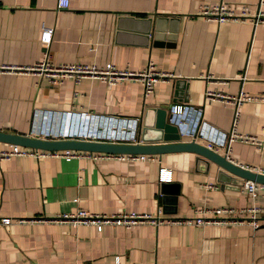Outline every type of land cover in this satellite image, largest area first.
I'll list each match as a JSON object with an SVG mask.
<instances>
[{"label":"crops","instance_id":"crops-1","mask_svg":"<svg viewBox=\"0 0 264 264\" xmlns=\"http://www.w3.org/2000/svg\"><path fill=\"white\" fill-rule=\"evenodd\" d=\"M56 1L0 0V64L39 59L43 48L38 34L45 24L52 28L46 48L53 62L102 66L110 61L116 68L134 70L150 60L165 75L144 94L140 80L129 76L113 82L99 76L77 81L64 77L49 84L34 72L1 71V131L42 137L34 129L45 121L52 126L85 122L69 111L134 117L137 129L143 121L155 127V108L164 107L167 114L169 103L176 101L200 107L194 119L227 132L233 103L204 99V90L264 95V20L202 18L196 9L206 0H68L64 8H57ZM259 7L264 11V0ZM176 77L184 80V87L173 96ZM43 109L52 114L41 116ZM237 111L235 131L255 136L261 145L231 140L227 159L264 172V100H243ZM90 128L105 133L111 125ZM178 134L179 139L207 143L180 126ZM13 145L46 149L0 140V148ZM69 149L90 154L65 159L15 153L0 158V216L11 218L0 223V264H264V217L251 236L245 224L170 220L190 215L198 206L264 205V182L254 180L250 194L241 185L246 177L223 172L214 161L187 150L129 152L145 157L118 158V152ZM217 151L223 153V148ZM160 165L170 168L168 180L157 179ZM80 208L104 214H155L159 208L161 220L104 223L96 229L60 216Z\"/></svg>","mask_w":264,"mask_h":264},{"label":"built area","instance_id":"built-area-1","mask_svg":"<svg viewBox=\"0 0 264 264\" xmlns=\"http://www.w3.org/2000/svg\"><path fill=\"white\" fill-rule=\"evenodd\" d=\"M68 0H57L56 7L64 8L67 6ZM261 0H258L257 5L249 6L244 2H238L237 4L231 5L223 0H206L201 2L196 12L201 15L202 18L212 19L217 22L222 20H234L242 21L249 20L252 23L264 20V11L259 7ZM51 26L41 24L38 40L42 45V55L39 59L33 61L31 64L24 65H13V64H0L1 71H28L34 72L38 75L43 76L46 82L49 84H57L61 82L64 77H72L74 81H77L81 76H99L108 82H113L116 78L122 76H129L138 78L142 85V91L144 94L148 93L152 89L153 83L164 76V72L154 70L152 62L148 60L144 67L140 69H119L114 67L110 61H106L102 66H96L95 64H87L82 62H53L50 59L49 52L46 48L51 35ZM204 99H219L230 101L234 105L231 126L227 132L217 130L209 124L194 119V115L199 111L200 107H194L182 103L173 101L169 103V117L168 119L180 126L181 130L190 134L191 136H201L207 141V145L215 150L223 148V155L227 158V151L229 149V142L231 140L240 141H251L261 145V141L250 134H240L235 131L234 122L237 116V105L247 99H262L264 95L249 94L242 90H238L236 94H226L223 92L212 91L205 89L203 92ZM41 116L48 117L52 112L50 110H40ZM72 118H80L85 122L82 124L74 122L70 123L69 126H52L47 121L34 129L36 134L44 135L50 134L52 136H67L76 137L83 136L88 138L94 136L96 139H111V140H124L134 141L135 129H136V118L134 117H119V116H104L101 114L94 115L87 114L85 112H67ZM96 123H103L111 125L110 132H99L90 129V127ZM32 154L35 156L42 155H60L62 158L68 159L74 156L89 155L88 151H74L69 148H64L62 152L58 150H47L39 148H16L13 145L12 148H0V158L7 157L11 154ZM118 158H144L143 153H115ZM229 159V158H228ZM252 169V168H251ZM170 168L164 165L158 166L157 179L168 180L170 178ZM206 187H212L214 184L211 182L202 183ZM242 188L250 193H254L256 183L252 179H244L241 183ZM159 208L155 214L149 212H136L134 210L120 211L115 213H94L85 209H77L74 212L64 213L60 215L62 218H66L72 224L76 222H85L94 224L96 229H100L104 223H117L124 226H128L135 222L140 221H152L158 222L161 220L158 215ZM56 216H53V218ZM264 217V205L250 203L245 205H229L219 204L213 206H198L195 207L193 213L190 215L179 216L170 218L172 221L204 224V223H236L245 224L247 229V235L253 234L254 228L259 224V220ZM10 217L7 215L0 216V223H8ZM17 220L23 218L17 217ZM196 264H203L198 262ZM218 264V263H215ZM239 264H255L253 262H242Z\"/></svg>","mask_w":264,"mask_h":264},{"label":"water","instance_id":"water-1","mask_svg":"<svg viewBox=\"0 0 264 264\" xmlns=\"http://www.w3.org/2000/svg\"><path fill=\"white\" fill-rule=\"evenodd\" d=\"M148 33V30H147ZM148 37V34H147ZM173 96L180 95L184 87V80L176 77L174 80ZM174 97L172 98V100ZM154 125L148 126L147 122L143 121V125L135 129V140H111V139H96L94 136L85 138L83 136L76 137H60L56 138L50 134H44L42 137L28 134H17L0 130V140L9 142L30 145L46 149L58 148H76L87 150H101L110 152H150L162 153L178 150H187L210 159L217 163L219 169H224L232 174L250 178L255 181L264 182V172L247 168L241 164L235 163L227 159L219 151L209 147L200 141L194 139H179L177 124L169 121V110L167 114L164 107H157ZM140 139V141H138ZM223 171V170H221ZM224 172V171H223ZM227 174V173H226ZM228 175V174H227ZM229 176V175H228Z\"/></svg>","mask_w":264,"mask_h":264},{"label":"bare ground","instance_id":"bare-ground-1","mask_svg":"<svg viewBox=\"0 0 264 264\" xmlns=\"http://www.w3.org/2000/svg\"><path fill=\"white\" fill-rule=\"evenodd\" d=\"M90 129H92V128H90ZM108 133H109V131H108Z\"/></svg>","mask_w":264,"mask_h":264},{"label":"rangeland","instance_id":"rangeland-1","mask_svg":"<svg viewBox=\"0 0 264 264\" xmlns=\"http://www.w3.org/2000/svg\"><path fill=\"white\" fill-rule=\"evenodd\" d=\"M168 107H169V105H168Z\"/></svg>","mask_w":264,"mask_h":264}]
</instances>
